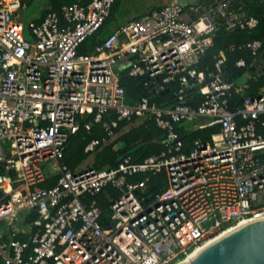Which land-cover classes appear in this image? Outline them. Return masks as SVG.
I'll use <instances>...</instances> for the list:
<instances>
[{
  "label": "built area",
  "instance_id": "obj_1",
  "mask_svg": "<svg viewBox=\"0 0 264 264\" xmlns=\"http://www.w3.org/2000/svg\"><path fill=\"white\" fill-rule=\"evenodd\" d=\"M116 0L64 5L62 18L49 13L39 24L21 20L23 0H0V255L5 264H179L195 250L241 222L264 219V92L231 109L234 94L247 82L220 80L222 63L208 80L197 67L220 28L252 30L258 24L245 12L246 0H173L147 15L122 23L101 45L85 54L81 45L104 25ZM262 1V0H258ZM254 55L263 45L247 44ZM124 61L144 88L163 92L179 83V97L196 86L202 103L151 107L144 96L131 105L116 68ZM236 66H246L244 60ZM196 80V81H194ZM108 111L112 141L121 120L154 115L167 132L166 150L114 169L63 162L79 119ZM206 119L205 124H197ZM178 125L191 133L220 127L212 142L185 147ZM90 129L89 126H87ZM100 144L92 141L86 152ZM56 161V186L43 188L41 166ZM142 174L143 181L129 177ZM165 176L164 191L149 194L150 175ZM112 189L108 191L107 189ZM107 194L108 217L97 201ZM24 210H36L38 229L26 242L15 224ZM106 229L111 233H107Z\"/></svg>",
  "mask_w": 264,
  "mask_h": 264
},
{
  "label": "trees",
  "instance_id": "obj_2",
  "mask_svg": "<svg viewBox=\"0 0 264 264\" xmlns=\"http://www.w3.org/2000/svg\"><path fill=\"white\" fill-rule=\"evenodd\" d=\"M88 1L90 0H47V7L42 10L41 17L35 23H41L49 13H57L62 18V8L64 5L75 2L87 3ZM121 1H115L104 25L95 35L90 36L81 45L79 53L85 54L96 46L101 45L113 31L121 26L118 24L113 26L118 21L117 16ZM244 9L248 17L251 16L258 20L257 26L252 30L235 29L229 31L225 28H220L213 34L212 45L197 67V71L204 72L209 80L211 74L217 70V65L222 63V59L219 57L221 51L225 52V66L230 69H233L238 61H245L246 66L241 68V73L234 72V77L237 79L239 75L247 76L246 82L248 87L241 94L233 95L231 99L232 110H235L238 106H242L245 98H254L261 91L264 92V76L255 78L252 72V67L257 65V61L262 56V50L258 55H254L251 49L247 48L248 43L260 41L264 49V0H246ZM107 31L108 34H106ZM117 70L120 76V86L126 92L128 104L133 105L144 96H147L150 106L154 108L174 107L181 103L196 108L204 99V96L198 93V91H188L185 96L179 97L177 93L180 91L181 86L177 82L167 85L163 94L161 92L147 94V89L143 85V77L131 76L128 68ZM167 89L170 90L167 92ZM116 119L117 115L115 111L106 112L100 121H96L95 114L79 119V130L69 138L64 150L63 162L70 170L77 172L84 166L98 170L114 169L127 158L132 163H141L145 159L159 155L166 150L167 132L157 126L153 114H149L143 119L134 117L131 121H119L118 126L113 128L117 137L112 141L105 128V124L109 120ZM189 131L186 129V125H178L177 127V132L183 138L186 148H190L196 140L212 142L213 135L220 133V127H207L191 133ZM259 131L264 132V128L260 127ZM94 140H98L100 144L93 152H86L87 146ZM145 179L146 177L142 174L129 177V181L131 182H140ZM58 180L59 175L50 174L47 176L46 181L41 184V187L52 188L57 185ZM164 182L165 176L163 174L150 175L147 182L149 194L164 191ZM107 190L111 191L112 189ZM107 194L110 193H100L96 197H92L91 199L86 198L85 200L88 204L93 200L97 201V205L102 209L103 217H108L110 212ZM6 199L7 196L0 194V203ZM22 212L25 216L22 218V224L19 222L15 225L23 230L18 234L17 239L26 242L31 239L33 233L38 229L36 223L39 220V215L36 210H24ZM0 264H5L4 258L1 255Z\"/></svg>",
  "mask_w": 264,
  "mask_h": 264
},
{
  "label": "water",
  "instance_id": "obj_3",
  "mask_svg": "<svg viewBox=\"0 0 264 264\" xmlns=\"http://www.w3.org/2000/svg\"><path fill=\"white\" fill-rule=\"evenodd\" d=\"M23 19L22 15L21 20ZM261 60L264 63V55ZM224 70L226 74L220 76V80L227 78L230 82L233 79V72L241 73L237 66L233 69L225 67ZM252 72L255 78L264 76V68L258 70L254 66ZM198 88L199 86H196L189 92ZM151 93L157 92L156 90H147V94ZM189 264H264V219L247 224L217 240Z\"/></svg>",
  "mask_w": 264,
  "mask_h": 264
},
{
  "label": "rangeland",
  "instance_id": "obj_4",
  "mask_svg": "<svg viewBox=\"0 0 264 264\" xmlns=\"http://www.w3.org/2000/svg\"><path fill=\"white\" fill-rule=\"evenodd\" d=\"M173 0H122L119 6L118 21L116 24L121 25L122 23L127 22L128 20H134L141 18L147 15L149 12L159 9L161 6H164L168 3H171ZM181 1H195V0H181ZM29 5L24 8V22L26 25L34 22L33 20L37 19L40 12L46 7L47 0H28ZM112 26V27H113ZM120 27V26H119ZM108 34V31L106 32ZM91 45V44H89ZM91 50V49H89ZM118 69V68H116ZM247 79V76L239 75L237 80L241 83ZM56 161L50 160L41 164L45 172L53 173L54 168H56ZM25 217L24 213L21 212L17 217L18 224H22V218ZM8 225L6 222H0V230L7 229ZM107 233H111L110 230L106 229ZM206 243V242H205Z\"/></svg>",
  "mask_w": 264,
  "mask_h": 264
},
{
  "label": "bare ground",
  "instance_id": "obj_5",
  "mask_svg": "<svg viewBox=\"0 0 264 264\" xmlns=\"http://www.w3.org/2000/svg\"><path fill=\"white\" fill-rule=\"evenodd\" d=\"M256 220H252V221H249V220H246V221H243L240 223V225L236 228H233V229H230L229 231L217 236L216 238L206 242L203 246L197 248L195 250V252H193L186 260H184L183 262L179 263V264H189L190 262H192L196 257H198L206 248H208L210 245L214 244L217 240L223 238L224 236H227L228 234L238 230L239 228L247 225V224H250L252 222H254Z\"/></svg>",
  "mask_w": 264,
  "mask_h": 264
},
{
  "label": "crops",
  "instance_id": "obj_6",
  "mask_svg": "<svg viewBox=\"0 0 264 264\" xmlns=\"http://www.w3.org/2000/svg\"><path fill=\"white\" fill-rule=\"evenodd\" d=\"M24 2V7H23V10H22V12H21V17H22V15L24 16V13H25V11H24V8L27 6V5H29V3H28V0H24L23 1ZM46 7H47V5H46ZM45 7V8H46ZM162 7V6H161ZM44 8V9H45ZM42 12V11H41ZM41 12H40V14H39V16H38V18L37 19H35V20H33L34 22L36 21V20H38L40 17H41ZM24 20V19H23ZM212 44V43H211ZM263 56H261L260 57V59L257 61V65H256V67H257V69H263L264 68V63H263V61L261 60V58H262ZM124 61L119 65V67H118V69H122L123 68V66H124ZM246 81V80H245ZM207 122V120L206 119H200L199 121H197V124H205ZM46 173V175L47 176H49L50 174L51 175H55L54 173H48V172H45ZM56 173V172H55ZM57 175V174H56ZM22 230V229H21ZM24 230H26L25 228H24Z\"/></svg>",
  "mask_w": 264,
  "mask_h": 264
},
{
  "label": "clouds",
  "instance_id": "obj_7",
  "mask_svg": "<svg viewBox=\"0 0 264 264\" xmlns=\"http://www.w3.org/2000/svg\"><path fill=\"white\" fill-rule=\"evenodd\" d=\"M225 67H226V66H225ZM258 70H261V69H258ZM240 72H241V69H240ZM236 73H237V72H236ZM233 74H234V72H233ZM233 78H235L234 75H233Z\"/></svg>",
  "mask_w": 264,
  "mask_h": 264
}]
</instances>
